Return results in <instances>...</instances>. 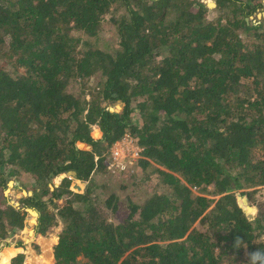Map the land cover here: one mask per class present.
Returning a JSON list of instances; mask_svg holds the SVG:
<instances>
[{
  "label": "trees",
  "instance_id": "obj_1",
  "mask_svg": "<svg viewBox=\"0 0 264 264\" xmlns=\"http://www.w3.org/2000/svg\"><path fill=\"white\" fill-rule=\"evenodd\" d=\"M216 5L0 0V184H36L0 203V250L30 206L56 264H264V0ZM127 136L161 188L138 204L109 169Z\"/></svg>",
  "mask_w": 264,
  "mask_h": 264
},
{
  "label": "rangeland",
  "instance_id": "obj_2",
  "mask_svg": "<svg viewBox=\"0 0 264 264\" xmlns=\"http://www.w3.org/2000/svg\"><path fill=\"white\" fill-rule=\"evenodd\" d=\"M200 1L206 4L207 7L209 4H216V0H200ZM216 7L215 8L208 7V8L210 10H215ZM213 13L215 14V12ZM262 13H264V11L261 8L260 10L256 12L255 15H253L250 18V20H253V21L257 19L259 20L260 18H258V16L262 15ZM105 26H108V25L106 24ZM122 107L123 105L119 104V105H116L115 108L114 107H109V108L111 109L112 112H119L122 110ZM97 133H99V135H96ZM101 137H102V134L100 133V131L98 129H95L93 132V138L98 140ZM117 143L118 145H121L120 151H122L126 155V158L123 159V162H125L124 164L126 165V169L121 170V171L112 169L111 170L112 172L111 180L112 179L115 180L116 178L118 180V183L116 185L119 186L121 184L125 187L122 190L123 197L125 198V196H130L131 199L134 202H136V204H138L143 199L147 198L148 195H153L159 192L161 188L158 189L156 187L157 181L154 179V177L151 176L149 179H145V176H146L145 171L137 167V162L140 158V154L138 156L136 154L137 152L139 153L141 150V148L138 147L137 142L134 139L127 136L122 141H119ZM81 144H77L78 148L85 149L86 146L85 145L82 146ZM115 145L113 147H115ZM11 170L12 169L10 167H7L6 170H4V174L8 176ZM119 176H121L123 179H118ZM60 178L61 177H59L57 180L54 179L50 183L49 186L51 187V189L52 187L55 188L61 184L59 182ZM93 178L95 179V182H96L95 185L98 188L101 181L104 180V177L101 174H95ZM76 183L81 186L82 188L81 192H83L84 185L80 181H77V180L73 181L72 189H73L74 184ZM35 187H36L35 181L28 174H23V175H18L17 177H13L11 180L8 181L6 186H2L0 184V203H4L5 201L4 199L6 198L8 203L13 204L14 206L20 208L23 206V203H21V200L26 197H31L33 195V189H35ZM253 190H250V191L246 190L245 192L251 193L253 192ZM237 194H238V199H237L238 203L241 205L242 203L241 198L243 196L241 195V193H237ZM243 198H247V196H244ZM248 200L251 201L250 205L254 209V212L249 213V216L251 218H256L259 214V207L260 209L261 208L264 209V193L261 190H258L256 193H254L253 196H249ZM25 207L27 208L26 209L27 219H26V226H25L24 231L21 233V235H17V236L15 234L11 235V237L4 242V245L2 246V249L0 251H2L4 254L5 249H7L6 251H9L11 252V254L16 255L17 254L16 250L20 251L21 245L24 244V245H28L30 251L33 250L36 252L37 255H40L39 257L43 261V258L48 257V254L45 253V250L46 251L50 250L52 252V246L57 241V234L59 232V228H53L48 233V235L44 237V240H46L48 243V247H46L45 249V247L43 246V243L41 244L39 240L37 239L35 241V238L37 237L35 234L37 232L36 226L39 223L40 214L36 208L30 207V206H25ZM33 211L37 212V216H34L32 214ZM127 215H128V212L125 211V209L124 210L121 209L120 218H124ZM39 237L43 238L41 235ZM20 239H21L22 244H20L19 242ZM41 245L42 247L40 249L39 246ZM4 255H7V254H4ZM39 257H36V258H39Z\"/></svg>",
  "mask_w": 264,
  "mask_h": 264
},
{
  "label": "crops",
  "instance_id": "obj_3",
  "mask_svg": "<svg viewBox=\"0 0 264 264\" xmlns=\"http://www.w3.org/2000/svg\"><path fill=\"white\" fill-rule=\"evenodd\" d=\"M24 231V230H23ZM22 231V232H23ZM36 234V238H35V241H36V239L37 240H39V242L42 244L43 243V246L45 247V249H46V247H48V243H47V241L46 240H44V237L43 238H41V237H39L40 235L39 234H37V232L35 233ZM18 235H21V234H18ZM17 236V235H16ZM19 242H20V244H22L21 243V239L19 240ZM47 243V244H46ZM55 244V243H54ZM54 244H53V246H52V252L49 250V251H46L45 250V253L46 254H48V257H46V258H43V261L40 259V255H37L36 254V252L35 251H33V250H29V247H28V245H24V244H22L21 245V248H20V251H17L16 250V255L15 254H11V252H9V251H6L7 249H5V253L4 254H7V255H4L3 254V252L2 251H0V264H1V259H2V255H3V257H8L9 258V264H11V260L13 259V258H15L17 255H19V254H21V253H23V254H25L26 255V257H27V259H26V261H25V264H56V262H55V259H54V253H53V247H54ZM23 246V247H22ZM40 247V249H41V247H42V245L41 246H39ZM36 257H39V258H36Z\"/></svg>",
  "mask_w": 264,
  "mask_h": 264
},
{
  "label": "built area",
  "instance_id": "obj_4",
  "mask_svg": "<svg viewBox=\"0 0 264 264\" xmlns=\"http://www.w3.org/2000/svg\"><path fill=\"white\" fill-rule=\"evenodd\" d=\"M120 146L118 145V143L115 145V147L112 148L111 151V156H110V164H109V169H115L117 171H121V170H125L126 169V165L124 164L125 162H123V159L126 158L125 153H123L122 151H120ZM141 152V150H140ZM140 152H137V156L140 154Z\"/></svg>",
  "mask_w": 264,
  "mask_h": 264
},
{
  "label": "water",
  "instance_id": "obj_5",
  "mask_svg": "<svg viewBox=\"0 0 264 264\" xmlns=\"http://www.w3.org/2000/svg\"><path fill=\"white\" fill-rule=\"evenodd\" d=\"M208 7H210V8H215L216 7V4H209L208 5ZM264 17V13H262V15H259L258 16V18H260V19H262ZM247 20H249V19H247ZM82 146H84L85 144H81ZM71 174V173H70ZM65 179V176H62L59 180V182L60 183H62V181ZM52 189H54L53 187H52ZM73 189L75 190V191H77V192H81V186H79V184H74V186H73ZM246 202H247V200H246Z\"/></svg>",
  "mask_w": 264,
  "mask_h": 264
},
{
  "label": "clouds",
  "instance_id": "obj_6",
  "mask_svg": "<svg viewBox=\"0 0 264 264\" xmlns=\"http://www.w3.org/2000/svg\"><path fill=\"white\" fill-rule=\"evenodd\" d=\"M254 255V254H253Z\"/></svg>",
  "mask_w": 264,
  "mask_h": 264
}]
</instances>
